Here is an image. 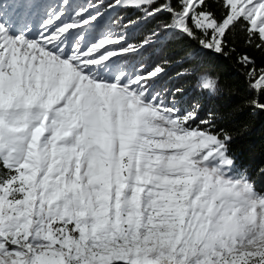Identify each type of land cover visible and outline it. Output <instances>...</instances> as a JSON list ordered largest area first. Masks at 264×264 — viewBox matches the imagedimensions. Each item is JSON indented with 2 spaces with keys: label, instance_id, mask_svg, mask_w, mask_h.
<instances>
[{
  "label": "snow or ice",
  "instance_id": "snow-or-ice-1",
  "mask_svg": "<svg viewBox=\"0 0 264 264\" xmlns=\"http://www.w3.org/2000/svg\"><path fill=\"white\" fill-rule=\"evenodd\" d=\"M177 37L231 61L239 104L156 86L173 61L149 50ZM196 52L176 75L221 95ZM245 107L264 112V0H0V264H264V189L220 126Z\"/></svg>",
  "mask_w": 264,
  "mask_h": 264
},
{
  "label": "trees",
  "instance_id": "trees-1",
  "mask_svg": "<svg viewBox=\"0 0 264 264\" xmlns=\"http://www.w3.org/2000/svg\"><path fill=\"white\" fill-rule=\"evenodd\" d=\"M190 43L197 52L196 60L189 63L199 65L201 72L218 74L221 86L224 88L221 95L209 97L207 93L201 92L197 87L195 76L178 77L176 75L182 66L176 64L175 60L184 54L186 46ZM157 47L158 52L149 50L151 55L146 60V64L150 67L164 58L173 61L166 74L156 82L158 88L168 90L166 95L175 88H183V93L177 94L176 98L182 104L189 106L199 100L202 105L201 115L209 109L225 112L241 102L242 97L239 93L244 92L243 77L238 75L229 59L211 53L203 54L194 42H189L186 38L177 37ZM232 85L239 86L238 94L229 92L228 89ZM248 94L251 95V93ZM220 126L225 127L232 134L230 149L238 168L246 170L258 189H264V112L257 111L253 114L250 108L245 107L233 112L231 118L222 122Z\"/></svg>",
  "mask_w": 264,
  "mask_h": 264
}]
</instances>
